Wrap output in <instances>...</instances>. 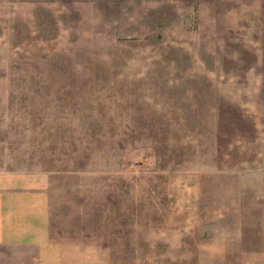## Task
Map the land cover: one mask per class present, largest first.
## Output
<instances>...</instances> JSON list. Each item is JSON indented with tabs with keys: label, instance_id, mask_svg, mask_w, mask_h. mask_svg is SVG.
Here are the masks:
<instances>
[{
	"label": "rangeland",
	"instance_id": "rangeland-1",
	"mask_svg": "<svg viewBox=\"0 0 264 264\" xmlns=\"http://www.w3.org/2000/svg\"><path fill=\"white\" fill-rule=\"evenodd\" d=\"M2 170L109 264L263 251L264 0H0Z\"/></svg>",
	"mask_w": 264,
	"mask_h": 264
},
{
	"label": "crops",
	"instance_id": "crops-1",
	"mask_svg": "<svg viewBox=\"0 0 264 264\" xmlns=\"http://www.w3.org/2000/svg\"><path fill=\"white\" fill-rule=\"evenodd\" d=\"M47 186L41 173L0 171V264H109L96 244L52 238ZM226 241L209 255L213 264H264V250L230 251Z\"/></svg>",
	"mask_w": 264,
	"mask_h": 264
}]
</instances>
